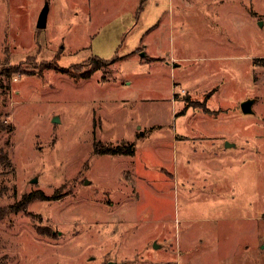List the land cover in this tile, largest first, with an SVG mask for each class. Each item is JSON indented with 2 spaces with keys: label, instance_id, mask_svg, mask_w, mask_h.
<instances>
[{
  "label": "rangeland",
  "instance_id": "obj_1",
  "mask_svg": "<svg viewBox=\"0 0 264 264\" xmlns=\"http://www.w3.org/2000/svg\"><path fill=\"white\" fill-rule=\"evenodd\" d=\"M135 2L0 0V264H264V0Z\"/></svg>",
  "mask_w": 264,
  "mask_h": 264
},
{
  "label": "trees",
  "instance_id": "obj_2",
  "mask_svg": "<svg viewBox=\"0 0 264 264\" xmlns=\"http://www.w3.org/2000/svg\"><path fill=\"white\" fill-rule=\"evenodd\" d=\"M101 60V58H99ZM60 71H63V68H58ZM98 69L97 65H93L88 70H86L84 73L79 75V78H87L92 74V71ZM0 87H3L2 81L0 79ZM100 143V142H99ZM95 153L98 154H133L134 153V143L133 142H126L124 144L119 143L117 145H101L97 147L94 146ZM32 197V194H29L25 196V201H29ZM6 213V210L0 208V219L3 218L4 214Z\"/></svg>",
  "mask_w": 264,
  "mask_h": 264
},
{
  "label": "crops",
  "instance_id": "obj_3",
  "mask_svg": "<svg viewBox=\"0 0 264 264\" xmlns=\"http://www.w3.org/2000/svg\"><path fill=\"white\" fill-rule=\"evenodd\" d=\"M136 2L134 3V8L136 9V13L141 10L143 8V3L145 0H135ZM131 30V29H130ZM151 29H148L144 32L143 35H146L148 32H150ZM144 36H142L140 38V41L137 45H135L134 48H130L128 50H126L124 53V55L122 57H127V56H131V55H137L138 57L140 56V58H145V57H151V58H156L157 56H151L147 53L146 49V44H143L144 42ZM101 58V57H100ZM104 59V58H103Z\"/></svg>",
  "mask_w": 264,
  "mask_h": 264
},
{
  "label": "water",
  "instance_id": "obj_4",
  "mask_svg": "<svg viewBox=\"0 0 264 264\" xmlns=\"http://www.w3.org/2000/svg\"><path fill=\"white\" fill-rule=\"evenodd\" d=\"M47 12H48V6L47 4H45L38 16V20L36 24L38 28L44 27L46 25ZM253 102H254V99L243 100L240 104L242 111L245 113L252 112ZM57 119H58L57 117H54L53 120H57ZM35 181H36V178H33L32 182H35ZM106 264H122V263L110 260V261H107Z\"/></svg>",
  "mask_w": 264,
  "mask_h": 264
}]
</instances>
